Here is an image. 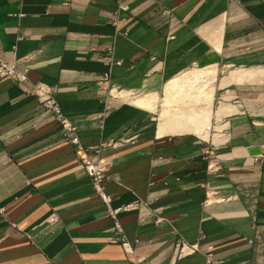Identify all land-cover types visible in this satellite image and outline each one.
Returning <instances> with one entry per match:
<instances>
[{"label":"crops","instance_id":"crops-1","mask_svg":"<svg viewBox=\"0 0 264 264\" xmlns=\"http://www.w3.org/2000/svg\"><path fill=\"white\" fill-rule=\"evenodd\" d=\"M0 64V264H264V0H0ZM211 65L207 138L159 134L135 98Z\"/></svg>","mask_w":264,"mask_h":264},{"label":"bare ground","instance_id":"bare-ground-1","mask_svg":"<svg viewBox=\"0 0 264 264\" xmlns=\"http://www.w3.org/2000/svg\"><path fill=\"white\" fill-rule=\"evenodd\" d=\"M217 66V65H216ZM235 71H230V73L234 74ZM236 74V72H235ZM216 75V68L215 66L203 68V69H190L186 71L182 76L176 78L175 81H168L164 88L162 89V100L161 106L159 111L160 122L158 124V131L161 135H171V134H178L188 132L202 139L207 138V133L209 129L210 123V106L207 107H190L186 108V104H205L208 101L212 100L213 89L204 87V89H199L197 85H188L181 84V80L193 76V79L196 78V83H202V81L206 78L214 77ZM232 76V74L230 75ZM195 77V78H194ZM243 81L242 79L237 82ZM183 82V81H182ZM203 84V83H202ZM205 85V84H204ZM207 85V84H206ZM194 88L196 90L195 93L201 97L200 101H196V103H190L189 100L185 99V97H190L193 93L191 91H186V88ZM200 87V86H199ZM184 88V89H183ZM201 88V87H200ZM193 89V90H194ZM192 90V89H191ZM196 96V95H195ZM192 97H190L191 99ZM156 96H141L137 98L134 103L136 106L144 108L145 110H152L155 108L157 102ZM179 102V103H177ZM183 104V105H180ZM176 104L177 107L170 108L172 105ZM174 107V106H173ZM223 107V106H222ZM221 110V109H220Z\"/></svg>","mask_w":264,"mask_h":264},{"label":"built area","instance_id":"built-area-1","mask_svg":"<svg viewBox=\"0 0 264 264\" xmlns=\"http://www.w3.org/2000/svg\"><path fill=\"white\" fill-rule=\"evenodd\" d=\"M0 72H5L9 76H13L14 79H16L18 82L24 81L25 79V74H17L11 68H7L5 64H0ZM106 77H107L106 75L103 76L104 81H106ZM31 92L33 95H35L37 98L40 99L41 109L48 115L52 116L53 120L59 125L62 135L65 138L69 137L71 142L77 145L76 138L73 136L74 127L71 126L69 121L62 115L57 102L50 95V90L43 85H37L34 88H32ZM123 143L124 141L122 139H119L117 142H113L112 145L115 144L121 145ZM206 153L209 156L214 155L212 151ZM81 162L83 164L84 172L89 179L90 185L95 195L106 207L107 214L112 221V226L115 232L120 233L121 228L116 220L117 214L122 211H128L130 209L138 208L140 206V203L139 204L134 203L118 209H112L110 207L111 199L103 192V189L101 187V182L104 174L103 166L95 158L93 159L84 158L81 160ZM120 244L123 247V249L127 250L126 242L120 240ZM194 250H195V246H189L182 241L176 242L172 249L171 264H174L176 261L190 254ZM135 264H146V263L143 260H137Z\"/></svg>","mask_w":264,"mask_h":264},{"label":"rangeland","instance_id":"rangeland-1","mask_svg":"<svg viewBox=\"0 0 264 264\" xmlns=\"http://www.w3.org/2000/svg\"><path fill=\"white\" fill-rule=\"evenodd\" d=\"M190 70V69H189ZM188 71V70H187ZM185 72H183L182 74H180L178 77H180V76H182L183 74H184ZM178 77H174V78H171L170 80H168V81H175L176 80V78H178ZM192 78L190 79V77H186V78H184V79H182L181 80V84H186V86L188 87V85H194L195 84V81H196V78H195V80L193 79V76H191ZM167 81V82H168ZM183 81V82H182ZM166 82V83H167ZM165 83V84H166ZM188 83H190V84H188ZM165 84H164V86H165ZM164 86H163V88H164ZM198 86V85H197ZM162 88V89H163ZM198 88L200 89V87L198 86ZM184 89V88H183ZM192 89V90H191ZM194 88H186V91H191L193 94L190 96V97H192L191 99H190V97H185V99H187V100H189L190 101V103H196V101L197 100H199L200 99V96L198 95V93H195L196 92V90L194 89ZM202 89H204V85L202 86ZM162 91L163 90H161V92H159L158 93V95H155L156 96V98L158 99L157 100V102H156V105H155V108L153 109V113H151V118H152V125H153V127L154 128H156V125H158L159 124V120H160V117H159V111H160V106H161V100H162V96H163V93H162ZM196 95V96H195ZM146 96H151V95H146ZM139 97H141V96H138V97H136L135 99H137V98H139ZM177 103H179V102H177ZM184 104V103H183ZM183 104H181L180 103V105H183ZM186 104V108L188 109V108H190V107H195V108H200V107H204V104H201V103H199V104H196V105H193V104H188V103H185ZM169 106V109L171 108H174L175 109V107H177V105L176 104H174V105H172L171 107H170V105H168ZM174 106V107H173ZM185 133V132H184ZM188 133V132H187ZM180 134V133H179Z\"/></svg>","mask_w":264,"mask_h":264},{"label":"water","instance_id":"water-1","mask_svg":"<svg viewBox=\"0 0 264 264\" xmlns=\"http://www.w3.org/2000/svg\"><path fill=\"white\" fill-rule=\"evenodd\" d=\"M257 154H259V151L256 148H252L251 152H249V155L251 156H255Z\"/></svg>","mask_w":264,"mask_h":264}]
</instances>
